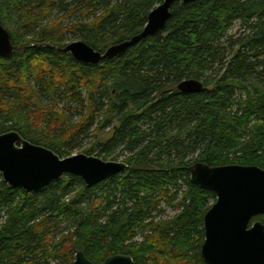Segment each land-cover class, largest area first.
Wrapping results in <instances>:
<instances>
[{"label": "trees", "instance_id": "1", "mask_svg": "<svg viewBox=\"0 0 264 264\" xmlns=\"http://www.w3.org/2000/svg\"><path fill=\"white\" fill-rule=\"evenodd\" d=\"M162 2L0 0L17 47L0 57V133L67 157L113 128L84 152L123 149L128 165L93 186L64 174L31 192L0 173V264H74L78 250L97 263L127 254L134 264H207L203 219L216 194L188 168H264V0L177 1L162 32L96 64L62 50L82 40L104 52L141 32ZM186 79L204 89L181 92ZM169 205L177 214L161 218Z\"/></svg>", "mask_w": 264, "mask_h": 264}, {"label": "water", "instance_id": "2", "mask_svg": "<svg viewBox=\"0 0 264 264\" xmlns=\"http://www.w3.org/2000/svg\"><path fill=\"white\" fill-rule=\"evenodd\" d=\"M177 1L163 0L153 8L141 32L120 43L110 45L104 52L82 40L66 44L62 50L84 63L124 55L142 39L162 32ZM17 47L7 29L0 23V57L11 58ZM183 93L200 92L204 84L198 79H186L178 85ZM128 167L124 161H106L86 153L61 157L52 149L34 144L17 131L0 133V173L11 187L28 192L40 190L64 174L82 177L93 186ZM193 184L213 191L216 200L204 214L205 239L201 254L207 264H264V223L252 221L264 214V168L258 165L223 164L210 166L196 162L189 167ZM74 264H134L132 256L113 254L103 262H93L83 250H78Z\"/></svg>", "mask_w": 264, "mask_h": 264}, {"label": "rangeland", "instance_id": "3", "mask_svg": "<svg viewBox=\"0 0 264 264\" xmlns=\"http://www.w3.org/2000/svg\"><path fill=\"white\" fill-rule=\"evenodd\" d=\"M239 29H240L239 24H236L232 29V34L238 33ZM73 41H77V40L68 41L67 44L70 42H73ZM47 102H49V101H47ZM74 119L78 120V116L75 115ZM97 132H95V134H97ZM98 134H99V136H95V135H93V133L89 134L88 136H85V138L81 140V143H82L80 145L81 147L77 148L72 155L79 154V153H85L84 150L95 146L98 139H100V141L103 143L106 142L107 139H109L112 136L113 128H106V129L98 132ZM98 152L99 151H97L94 154H88V155L98 156V157L104 159V156L102 154L100 155ZM126 155H127V153L125 151H123V149H117L112 156H110L104 160H106V161H124ZM164 208H165V214H164V216L161 217L163 219H169V218L173 217L175 214H177V212H178V209H176L175 207L170 206V205L165 206ZM139 239H141V236H139L138 240ZM51 264H55V263L52 262ZM146 264H152V263H146Z\"/></svg>", "mask_w": 264, "mask_h": 264}, {"label": "bare ground", "instance_id": "4", "mask_svg": "<svg viewBox=\"0 0 264 264\" xmlns=\"http://www.w3.org/2000/svg\"><path fill=\"white\" fill-rule=\"evenodd\" d=\"M7 31H8V30H7ZM9 34H10V33H9ZM10 37H11V36H10ZM194 163H196V162H194ZM194 163H193V164H194ZM193 164H191V165H193ZM191 165H190V166H191ZM190 166H189V167H190ZM188 171H189V168H188Z\"/></svg>", "mask_w": 264, "mask_h": 264}]
</instances>
